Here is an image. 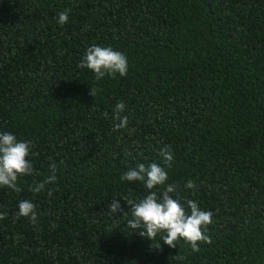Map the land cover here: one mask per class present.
<instances>
[{
  "label": "trees",
  "instance_id": "1",
  "mask_svg": "<svg viewBox=\"0 0 264 264\" xmlns=\"http://www.w3.org/2000/svg\"><path fill=\"white\" fill-rule=\"evenodd\" d=\"M93 44L124 53L127 75L78 67ZM120 101L135 132L104 115ZM0 132L32 142L34 168L19 192L0 186V264H264V0H0ZM153 162L213 213L199 251L108 211L147 194L121 176Z\"/></svg>",
  "mask_w": 264,
  "mask_h": 264
},
{
  "label": "clouds",
  "instance_id": "2",
  "mask_svg": "<svg viewBox=\"0 0 264 264\" xmlns=\"http://www.w3.org/2000/svg\"><path fill=\"white\" fill-rule=\"evenodd\" d=\"M66 9L59 13L57 23L64 25L68 22ZM78 67L88 69L94 73L97 81L103 80L106 76L114 77L117 74L121 77L128 72V61L124 53L114 50L112 47H102L93 44L90 46ZM90 94L94 97L95 90L90 89ZM125 110V104L120 101L109 117L105 112L106 118L115 121L113 131L128 129V117L121 115ZM135 132V129H128ZM33 144L31 141H21L10 132H0V186L6 187L17 192L19 177L33 175L34 168L28 157L31 154ZM158 155L162 158L163 164L170 167L174 154L168 145L159 149ZM165 166L158 163L145 165L139 163L135 167L128 169L122 176V181L142 182L147 194L138 201L123 198L129 212H125L117 199H112L107 205L111 213H123V216L130 215L127 220V227L131 230L142 229L141 236H146L154 241L157 236L162 237L163 243L171 248L177 246V241L184 240L191 245L193 251H199L198 242L211 243L210 238L205 234L208 226L212 223L213 213L202 210L199 204L191 199H187L184 204L178 197L172 195L178 191V185L167 183L168 173ZM56 165L50 166L49 176L40 183L32 187L34 193L43 191L46 185L56 181ZM185 187L190 190L196 189V183L188 180ZM53 190L48 189V196H52ZM186 204V207H185ZM17 216L27 217L30 222L35 224L37 213L35 205L29 200L19 202ZM6 213L0 214V220L4 219ZM157 241V240H156ZM159 242V241H158ZM160 244H158V247Z\"/></svg>",
  "mask_w": 264,
  "mask_h": 264
}]
</instances>
